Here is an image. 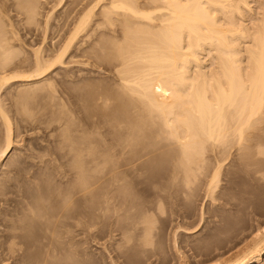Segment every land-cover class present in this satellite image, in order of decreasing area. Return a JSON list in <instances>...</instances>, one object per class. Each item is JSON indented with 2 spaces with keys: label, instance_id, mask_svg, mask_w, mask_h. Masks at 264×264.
<instances>
[{
  "label": "bare ground",
  "instance_id": "1",
  "mask_svg": "<svg viewBox=\"0 0 264 264\" xmlns=\"http://www.w3.org/2000/svg\"><path fill=\"white\" fill-rule=\"evenodd\" d=\"M49 2L0 0V119L5 126L0 170L13 163L6 160L11 159L15 147L2 88L11 81L24 83L22 91L48 83L56 68L64 65L63 59L73 43L87 34L93 20L91 8L76 20L65 43L45 46V39L33 56L21 57L24 50L15 44L19 37L2 4L15 9L25 24L36 28L35 32L40 27L42 8ZM101 2L102 21L95 23L92 30L97 33L96 44L100 45L102 57L114 62L119 78L115 97L118 103L113 112L118 134L116 159L104 158V152L92 148L89 159L76 164L74 183L78 191L73 196L64 195L50 214L42 208L41 216L56 240L42 264L78 261L76 253L62 242L71 238L57 230L72 218L74 197L96 204L92 216L78 219L82 227L92 223L93 218L100 217L104 205L108 208L112 200L118 201L114 192L127 190L129 173L156 148L176 152L172 176L179 179L184 194L192 195L205 182L206 194L214 200L222 156L235 150L242 157L252 153L264 161V0L255 2V7L250 0ZM95 6L93 10L98 7ZM51 15L52 12L47 23ZM66 26L67 22L58 29ZM102 26L105 30L111 27L114 35L107 36L108 30L101 33ZM202 55L209 58L210 64L206 65ZM110 102V98L102 99V108L106 109ZM105 185L111 188L109 192H103ZM118 203L122 206L121 201ZM29 207L33 222L35 206ZM144 232L149 237L151 227ZM255 232L236 253L227 257V252L219 253L207 263L264 264V219ZM17 238L14 234L11 239ZM10 250L16 252L11 246Z\"/></svg>",
  "mask_w": 264,
  "mask_h": 264
},
{
  "label": "rangeland",
  "instance_id": "2",
  "mask_svg": "<svg viewBox=\"0 0 264 264\" xmlns=\"http://www.w3.org/2000/svg\"><path fill=\"white\" fill-rule=\"evenodd\" d=\"M99 1L50 0L42 8L35 32L15 9L2 4L19 37L15 44L24 50L21 57L33 56L45 39V46L65 43L76 20L91 8L94 15L87 34L73 43L52 80L31 90L23 87L22 91L25 84L13 81L2 88L15 147L6 160L13 163L0 170V264H42L56 242L41 216L42 208L50 214L64 195L78 191L76 164L86 162L92 148L104 152V158L116 159L113 112L119 78L114 62L102 57L97 33L93 34L102 21ZM257 1L250 0L251 6ZM94 5L98 7L93 10ZM66 22L64 30H59ZM104 30L102 26L100 32ZM106 30L107 36L114 35L111 27ZM201 57L210 64L209 58ZM105 98L111 99L106 109L102 108ZM4 137L0 119V148ZM176 158L173 149L156 148L129 173L127 190L114 192L122 206L112 200L108 208L103 206L98 219L83 227L78 219L92 216L96 204L74 197L72 218L57 228L71 238L62 242L76 253L78 261L73 264H211L215 261L207 263L210 258L222 252H227L226 257L234 254L252 239L264 219V161L252 153L242 157L235 150L222 156L214 200L206 194L205 182L192 195L183 193L179 179L172 176ZM110 190L108 185L103 187L104 193ZM30 204L36 210L33 222ZM148 227L151 235L146 237ZM14 234L18 238L12 241Z\"/></svg>",
  "mask_w": 264,
  "mask_h": 264
}]
</instances>
